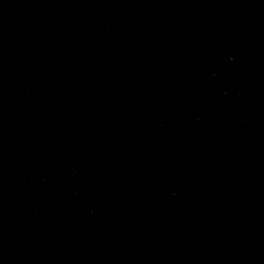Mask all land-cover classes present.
Wrapping results in <instances>:
<instances>
[{
	"label": "water",
	"instance_id": "1",
	"mask_svg": "<svg viewBox=\"0 0 264 264\" xmlns=\"http://www.w3.org/2000/svg\"><path fill=\"white\" fill-rule=\"evenodd\" d=\"M0 264H264V0H0Z\"/></svg>",
	"mask_w": 264,
	"mask_h": 264
}]
</instances>
